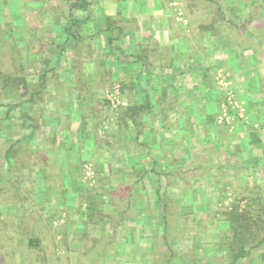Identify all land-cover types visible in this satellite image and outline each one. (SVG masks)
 I'll use <instances>...</instances> for the list:
<instances>
[{"label":"rangeland","instance_id":"1","mask_svg":"<svg viewBox=\"0 0 264 264\" xmlns=\"http://www.w3.org/2000/svg\"><path fill=\"white\" fill-rule=\"evenodd\" d=\"M15 1L19 3L16 5L17 12H23L27 19L29 16V27L23 29L24 39L29 40L31 49L39 47L42 51H44L43 48L46 51L48 47L51 50L55 48L50 47L49 42L52 45V41H57L60 35L53 34L50 27L52 28V25H57V23L60 24L61 20H55L54 16L53 19L44 20L46 23L48 22L47 32L45 33L44 30L41 31L44 21L40 20L37 14L38 11L40 13L46 11L47 13L68 16L69 8L72 7L70 15H73L72 4L77 2L76 0ZM90 1V15H94V12L96 13L99 9L100 12L103 11L110 15L117 14L118 7H127L126 10H131V14L135 17V10L133 9L135 4L131 0H104L101 3L98 2L99 0ZM192 1L196 3L195 7L199 6L198 3L204 5V7L208 6V9L209 6H214L204 3L206 1L203 0ZM174 2L169 5L173 9H170V11H172L171 15L174 22L182 27L185 24L188 26L190 23L186 20L187 13L191 14L194 4L187 5L181 0H174ZM163 4L165 5V3ZM32 6L34 7L32 8ZM166 6H168V3ZM189 6L192 8L189 9ZM158 8H160V4L155 1L153 9ZM6 11H8L7 8ZM57 17L59 18V16ZM109 17L108 21L116 26V16ZM10 20H0V75L6 73L14 77L26 78L29 76L31 81L37 79L35 90L40 87V78L43 80L45 77V81H42L43 87L40 91L42 99L36 98L34 103L24 108L19 106L12 112L15 117H10L7 120L4 116L8 106H10L9 103H12V101L7 98L9 95L7 88L0 89V264H149L151 261L156 264H165L161 254L157 256L158 253L165 251V247H167L162 243L164 242V238L161 239L164 236L161 231L162 225L159 223L158 227L157 221L163 220V216L166 217V220L163 221H169L170 224L186 220L188 217L193 218V215L210 218L213 217L212 209L214 207L215 209L219 207L218 212L223 213L233 199V196L229 194V180H223V185L228 188L223 187L220 191L217 190L214 200L211 195L206 196L209 199L208 202H205V198L202 199L201 193L197 194L196 190L188 196L181 194L180 187L183 185V181L180 180L181 173L192 172V169L199 165L208 167L210 171H216L217 169L214 166L218 165L215 163L208 165L203 162V156L209 155V151L204 152L206 155L204 153L201 155L202 153L191 150L188 154L189 157H187V152L184 153V150H189L186 145L196 141V136H192L189 140L190 138L186 134L185 138L182 139L181 131L173 134L174 153L171 156L168 155V159H165V157L163 159L159 158L155 165V169L158 170V175L162 179L160 177L153 180L148 171L141 175L144 165L140 168L141 170L134 167L132 158L126 155L132 156L134 153V141L137 132L134 130V123L130 116L132 110L138 112L139 106H134V104L137 105L136 102H139V100L136 101L133 96L134 85L132 83L125 85L120 83L119 62L113 56L116 52L112 53L110 51L111 47L117 49L119 46L117 41L118 29L106 35H99L89 42L84 41L85 37L82 34L78 43H76L77 40H73L71 46L72 41L60 44L62 50L61 54H58L59 61L56 60V54L51 53L49 56L46 53L43 55L45 59L51 57L49 63H55L54 68H49L45 61L40 62L41 60L37 58L38 54L31 50L34 58H31L30 66L26 63L22 68V60L17 55H15L13 62L5 53V46L11 40V38L10 40L6 39V33L8 36L13 37V42L19 49L23 46L20 43V35H12L17 30L16 26L11 29L13 26ZM62 21L68 24L67 21ZM96 21L103 22V19L98 17ZM134 21L133 19L127 20L131 23L129 26L126 25L127 30H133ZM252 23L250 25L256 26L258 21L255 20ZM235 24L240 25L241 21H236ZM18 27L19 33L22 32V28L19 25ZM70 30L73 32L71 27ZM47 34L50 36H46ZM59 34H62L64 42H66L65 38H69V33ZM41 36H44L42 39L46 40V45L42 40L40 41ZM109 37L110 41L108 40ZM241 39H243L241 36H229V47L221 48L215 56H212L213 59L220 58L221 62L222 60L225 62H222V68H211L214 75L210 74V76L213 78L212 82L215 83H213L215 87L212 84L207 85V87L210 89L209 93L216 98V102H219V109L220 103L221 105L225 104L224 100H227L229 93L230 99L238 105L241 104L243 111L248 109L249 100L252 102L253 111L257 112L255 110L258 109L259 105L254 107L257 100L253 99L256 98L254 93L257 88H253V80L254 83H258L257 73L260 71V65L245 68L250 73H245L236 66L239 60L241 62V57H248L247 54L254 57L253 53H255L250 46H242L239 43ZM250 41H253V37ZM47 43L48 47H46ZM127 43H123L121 49H125ZM88 44L94 49L90 48L89 63H87V66L82 65V68L81 64L85 60V56L80 55L84 52H81V49H84L85 45ZM78 54L81 56L80 59L83 58L79 63L77 60ZM132 65L129 64V71L135 69ZM230 65L234 67L232 68ZM218 70L222 71L225 77L229 75L230 71L232 73L235 70L238 73L241 71V74L236 76L245 85L240 86L235 83V80L233 82L228 80V87L224 89L217 83L215 78ZM53 78L54 81L51 80ZM94 80L99 83L93 84ZM9 89L12 94V88L9 87ZM22 90L21 87L20 92ZM50 91L54 92V97L51 94L49 95ZM84 91H89L90 93L87 95L94 98L82 100ZM73 98L76 99L77 107L80 108V105L85 104L88 108L87 114L82 117L85 124L74 123L73 111L71 110L68 113L65 112L66 115H63L65 109L60 108L58 112L51 111L54 106L58 108L66 102H71L73 107ZM149 99H151V96H149ZM106 101L109 104H106ZM143 102H146V100L143 99ZM204 102L207 103L208 100L206 99ZM125 103L129 107L124 106ZM21 109L28 112L37 124L35 132L31 135L30 129L24 126L26 121L25 118L22 120ZM227 111L230 122L229 130L225 126L223 127L220 122V118L223 117L222 112H218L216 115V123L230 134L231 130L240 128L238 122L241 112L239 113V110L235 112L236 107L234 105ZM241 114H244V112ZM257 117L259 122L256 121V117L249 118L248 121L244 119L245 122L253 123L252 126L256 132L251 133V131H248V135L241 137H239L238 130L235 131L236 133L234 132V136H238L234 140L239 143H237L239 146L233 147L231 152L232 154L233 152H241L242 157L248 160L245 167H248L249 170L246 174L253 172L258 177V174H260V161H264L262 160L264 158V114ZM23 121L25 122L23 123ZM88 129L91 130L90 135L86 133ZM80 130L82 131L80 136L85 135L82 137H87L89 143L91 142L92 145L97 147L92 149L91 145L83 148L73 158V141L76 144ZM228 133L226 132V135ZM56 140H58L59 148L55 152L52 144ZM229 141L233 140L229 138ZM258 141L261 142L260 146L251 149L250 145ZM221 147L219 156L230 160L229 144ZM10 148L13 149L14 154L9 166L6 163L4 151ZM93 151L96 154L99 153V158L110 155L109 161L106 163L98 162L91 155ZM217 156L213 154L212 162H223V159ZM52 157H54L53 160ZM82 159L86 161L81 162ZM145 167L147 169L151 168L149 164H146ZM225 169L229 170L228 167ZM225 169L221 170V173H234L233 171L226 172ZM167 173H173V175H167ZM166 175L169 178H166ZM172 179H175V181ZM163 182L173 185L168 190L164 188L160 192L161 200L165 204L164 215L160 211L163 205L157 203L156 195L153 194L154 189L156 190L155 183L159 185ZM206 182H208V188H211L213 181L207 180ZM243 182L245 180L234 179L232 184L235 185V188L243 189ZM193 183L196 187L198 181ZM199 186L202 185L199 183ZM140 187L144 193L140 190ZM252 187L255 190L256 187L261 186L249 184L248 187H244V190L246 188L250 190ZM202 201L207 206L206 210L200 211L201 213H194L193 207L202 204ZM89 204H92L94 209V215L91 218H89L87 212ZM189 204L190 206H188ZM13 206H15V209H13ZM184 209L189 210L185 211ZM190 214L191 216H189ZM150 222L158 234L150 241L154 247L151 251L148 248L150 247L148 244L150 238L148 237L151 234V229H153L149 226ZM164 229L167 230V233H170L169 235L173 233V240H177L176 237L182 233L180 227L168 229L167 223L166 228L163 227L162 230ZM138 231L142 233V236L138 234ZM136 233L138 239L134 244L133 237ZM29 239H36L38 241L37 246H30L28 244ZM174 242L176 243V241ZM249 262H251L250 264H257L256 259L249 260ZM208 264L225 263L224 261L218 262L209 259Z\"/></svg>","mask_w":264,"mask_h":264},{"label":"crops","instance_id":"2","mask_svg":"<svg viewBox=\"0 0 264 264\" xmlns=\"http://www.w3.org/2000/svg\"><path fill=\"white\" fill-rule=\"evenodd\" d=\"M2 1L3 0H0V20L11 19L10 23H12L11 25L13 26L11 29H14L16 26L17 30L14 32L15 34L12 33V35H20V43L23 45L21 49H19L15 42H13V37L8 36L6 33V39L10 40L11 38V40L8 41L7 45L5 46V53L8 55L9 59L14 62L15 55H17L19 59L22 60V68L26 63H28L30 66L31 58H34V55H32L31 51L33 50L38 54L37 58L41 60L40 62L45 61V64H48L47 66H49V68H54L55 63H49V58L51 59L49 56L51 53L54 55L56 54L57 58H55L57 61H59L58 54H61L62 50L60 44L64 42L61 36L62 34L59 33H62V20L66 19V16L61 14H52L49 12L47 13L46 11L40 13L38 11L37 14L40 20L42 19L43 21H46L50 18L53 19V16L55 20H61L60 24L57 23V25H52V28L50 27V30L53 31V34L57 33L56 35H60V38L57 39V41H52V45L49 42L50 47H55L52 48V50L48 47V43L46 46L48 47L47 51L44 48V51H42L39 47L36 49L33 47L31 49L29 46V40L26 41L24 39L23 32L25 27H29V16L27 15V19L23 12H17L16 5L19 4L18 1L4 0V3ZM102 1L104 2V0H99L98 2L101 3ZM131 1H133L135 4L133 6V9L135 10V17L131 14V10H126L127 7H118L117 14L112 15L104 13L103 11L100 12V9L99 11H96V13L94 12L95 16L93 14L90 15L89 13L81 12L74 14L77 17L89 16V20L80 26L82 29V34L85 37L84 41L88 42L94 40L99 35H106L109 33L105 26L104 19L106 17L110 18L109 16H116V28L118 29L117 41L119 46L117 49L111 47L110 51L112 53H114V51L116 52V54H113V56L116 61L119 62L118 66H120L119 70L121 71L120 83L123 85L132 83L134 85L133 96L135 97L136 101L139 100V102H136L137 105L134 104V106H139L138 109H140V112L138 110L137 115L134 116L135 119L133 122L135 127L134 130L137 132L134 141V153L132 156H126L132 158L134 167L140 169L144 165L141 171L142 173H140L141 175L148 171L151 175L150 177L153 180L160 178L161 176L158 175L159 173L157 172L158 170L155 169V165L157 164L159 158L163 159L165 157V159H168V155L171 156L174 153L175 148L173 143V134L174 132L181 131L182 139L185 138L186 134L188 135V138H190L189 140H191L192 136H196V141L189 144L187 143L188 145H186L187 149H189L187 151L184 150V153L187 152V157H189L188 154H190L189 151L191 150L202 153L201 155H203L205 151H209V155L203 156V162H205V164L207 163L208 165H213V163L218 164L214 166L217 169L216 171H210L208 167H201V165H199L194 167L192 172H188L187 174L181 173L180 180L183 181V185L180 187V190L183 196L191 195L192 192L196 190L197 194L201 193L202 199L203 197L205 198V202H208L209 200L206 198L207 195H211L214 200L216 191H220L223 187H225L222 183L223 180H229L230 196H233V193L231 194L232 190L230 187L232 186V181L234 179L245 180L242 186L243 189H238L237 187V190L244 191V187L247 186V182L248 184L250 183L252 185H256L258 183L257 185L263 186L264 188L263 171H259L260 174L257 173L258 177L257 175H254L253 172L247 175L246 172L249 169L245 166H247L246 164H248V160L242 157L241 152H233V154L231 152L233 147L239 146V143L234 140L235 138H238L237 135L234 136L236 133L235 131H239V137L248 135V131H251V133L256 132L252 126L253 123L245 121H248L249 118L256 117V121L259 122L257 116H262L264 114V0H203L206 1L204 3H207L208 5H214L209 6V9L208 6L204 7V5L199 3V6L195 7L196 3L192 0H181L187 5H190L191 3L194 4L193 8L190 6L188 7L189 9L192 8L191 14L187 13L186 18L190 24H188V26L185 24L183 25L184 27L180 26V24H176L174 22L173 16L171 15L172 11H170V9H173L170 8L169 5L171 3H175L174 0ZM155 1L160 4V8L156 10L153 9ZM162 2L165 3V5ZM167 3L168 6H166ZM33 7L34 6H32V8ZM6 8L8 11H6ZM57 16H59V18ZM98 17H101L103 22L96 21V18L98 19ZM130 19L135 20L132 31L127 30L126 27V25L129 26L131 24L127 22V20ZM255 20L258 21L256 26L252 25V22ZM45 21L41 31L44 30L46 33L48 22L46 23ZM236 21H241V24H235ZM250 23L252 24L250 25ZM18 25L22 28V32L20 33L18 30ZM235 35H237V37L241 36L243 38L239 40V43L242 46H250L255 52L253 53L254 57L247 54L246 56L248 57H241V62L239 60L237 65H235L242 69L241 71H245V73H250L245 68H253V66L258 67L260 65V71L257 73L258 83H254L253 80V88H257V91L254 93L256 94V98H253L257 100V104H255L254 107L257 105L259 106L258 109L255 110L257 112H254L251 101L247 99L249 103L248 109H244V114H242L241 117L237 113L240 117L238 122L240 128L234 129L233 131L230 129L231 131L229 134L226 129L225 131L223 130L224 126L221 127L216 123V115L218 112H222L224 104L221 105L220 103L219 109V102H216V98L213 96V94L209 93L210 89L207 87V85L212 84V86L215 87V83L212 82L213 78L210 76L213 71L211 68H222V62H225L223 60L221 62L220 58L213 59L212 56H215L221 48L229 47V36L234 37ZM44 36H41L39 39L45 43L46 40L42 39ZM46 36L50 35L47 34ZM252 37L253 41H250ZM71 41L72 42L70 43V46L73 43V40ZM67 42L68 41H66V43ZM123 43L128 44H125V49H121L123 47ZM90 48L94 49L88 44L85 45V50L83 48L81 49V52H84H82L80 55L82 57L85 56V60L82 62L81 66L88 65V57L90 56L89 53L91 52ZM232 52L233 55H235L234 51ZM46 53L49 55L48 59L43 57V55ZM80 55L78 54L77 56L78 63L83 59H80ZM251 56L253 57L252 60ZM129 64H133L132 66H134L135 69L129 71ZM230 67L233 68L234 66L230 65ZM236 71L237 70L233 71V73L230 71L227 79L231 82L235 80L237 85H245V83L239 80L238 77L241 74V71L239 73ZM44 78L43 80L40 78L39 82L42 83V81H45ZM22 79L24 81L23 85H28L29 87L37 83L35 82L37 79L31 81L29 76L26 78L22 77ZM51 80L54 81V78ZM51 80L49 79L48 81L50 82ZM92 83L96 84L99 82L94 80ZM6 90L9 93L7 98L12 101V103H9V105H12L14 104L13 93H10L8 86ZM22 91L23 94H25V98L28 97L31 92H34V90H31V88L27 90V93H25L24 88ZM35 91H37V94L33 96L34 99H42L40 93L42 88L39 87L38 90ZM92 91L94 90L92 89ZM88 93L90 92L86 91L83 93L84 97L81 99L90 100L94 98L91 95L88 96ZM50 94L54 97V92L52 93V91H50L49 95ZM149 96H151V99H149ZM143 99L146 100V102H143ZM206 99L208 100L207 103L204 102ZM28 105L29 102L23 104L22 107L24 108ZM124 106L129 107L126 103ZM60 108L65 109L63 115H66L68 112H70V110L73 111L74 123H81V125L83 123L85 124L84 120L82 119L84 114H87L88 108L85 106V104L80 105L79 108L77 107L76 99H74L73 107L71 102H66L58 108L54 106L51 111L58 112ZM95 111H97V109H95ZM254 113L257 115L254 116ZM226 128L229 130V125ZM226 132L228 133L227 135ZM81 133L82 131L80 130L78 134V140L76 139V144L73 141V158L77 156L81 149L92 145L91 142L89 143L87 140V137L83 138L85 135L83 136L82 134L83 137L80 136ZM86 133L90 135L91 130L89 131L88 129ZM229 138H231L233 141H229ZM235 143L236 145H234ZM260 143L261 142L256 144V142H253L250 145V148H258ZM225 144H229V154L231 153L230 160H226L225 157L219 156L221 154V146ZM93 147L96 148L97 146L92 145L91 148L93 149ZM52 148L55 152L58 150V140L52 144ZM99 152L102 153L100 150ZM213 154L216 156L218 155L221 159H223V162H212V158H214ZM91 155L100 163L108 162L110 157L109 155L108 157L99 158V153L96 154L94 151L91 153ZM54 157H52V160ZM262 160H264V158ZM85 161L86 160L84 159L81 160V162ZM146 164H149L151 168L147 169L145 167ZM262 164H264V161H260L259 165L261 166ZM226 167H228L229 170L225 169ZM223 169H225L226 172L233 171L234 173L223 174L221 173V170ZM167 175H173V173H167ZM167 175L166 178H169ZM252 176L255 177V180L257 181L256 184L252 183ZM142 178L144 177L142 176ZM172 180L175 181V179ZM207 180L213 181L211 188H208V182H206ZM196 181H198V183H196L197 185L195 187L193 182ZM199 183L202 186H199ZM155 185L156 190H159V192H161L164 188L165 190H168L173 186L170 185V183L166 184L164 182L160 183L159 185L155 183ZM226 188L228 187H225V189ZM156 190L154 189L153 191L154 195H156ZM142 192L144 193V191ZM201 203L202 204H198L196 207H193L194 213H201L200 211L206 210L207 206L205 205L204 201ZM188 206H190V204ZM239 206L240 208H243L244 204L240 203ZM161 209L160 211L163 212V208ZM218 209L219 207H217V209H215V207L212 209L213 217L210 218L204 217L202 215H193V218L188 217L186 220H180L173 224H170L168 223L169 221H166L168 229L171 227L181 228V238L178 236L176 237L177 240H173V233L172 235H169L170 233H167V230H162L163 227L166 228V225H164V221L162 219L157 221L158 227L159 223L162 225L161 231L164 235L161 238H164V242L162 243L167 246L165 247V251L162 253H158L157 251V256L161 254L163 257L162 259L165 260V264H208L209 259L211 261L215 260L218 262L224 261L225 264H250L251 262H249V260L251 261L256 259L257 264H264V243L260 247L250 250V253L245 257L238 256L237 251H233L234 247L231 245L232 235L230 233V224L225 220V218L221 216L220 211L218 212ZM184 210L187 211L189 209ZM189 216H191V214ZM151 224L152 223L150 222L149 226H151ZM139 227H141V225H139ZM151 227L154 230L151 229V234L148 237L150 238L148 242L150 245V247H148L150 251L154 248L150 241L158 235L154 226ZM138 234L142 236V233L139 231ZM137 237L138 235L136 233V235L133 237L134 244H136L135 242L138 239ZM159 241L160 240L158 236V242ZM174 241H176V243ZM149 264L156 263L151 261Z\"/></svg>","mask_w":264,"mask_h":264},{"label":"trees","instance_id":"3","mask_svg":"<svg viewBox=\"0 0 264 264\" xmlns=\"http://www.w3.org/2000/svg\"><path fill=\"white\" fill-rule=\"evenodd\" d=\"M77 2H73V15H70V9L68 12V16H66V19H63L67 21L69 24H65L62 22V33H69V38H65V41H71V40H77L82 37V29L80 28L81 24L88 21L89 16H83V17H77L74 14L81 12V13H89L90 12V0H76ZM4 3V1H2ZM108 17L104 19L106 24V28L109 32L117 30L115 25H112L108 21ZM70 27L73 29L70 30ZM69 31V32H68ZM110 41V37L108 39ZM62 44H66V42H63ZM61 44V45H62ZM14 75V74H13ZM23 79L22 77H14L12 75H7L6 73L0 75V89L7 88V86L12 88L13 92V100L14 104L8 106V110L5 113L4 118L7 120L10 117H15V114L13 115L12 112L19 106H22L25 103L31 104L35 102L34 95L37 94V91H35L36 86H28L23 85ZM23 87L25 89V93H27V90L31 88V90H34V92H31L28 97H24L25 94H23V91L20 92V88ZM43 87V83H41L40 88ZM39 92V91H38ZM27 96V95H26ZM225 102V100H224ZM106 104H109L108 101L105 102ZM252 103V102H251ZM140 112V109H138ZM131 113V120L134 122V116L137 115V112L132 110ZM230 112V111H229ZM130 115V114H129ZM21 117L22 120L25 118V121H23L24 126L30 129L31 134H33L37 128V124L34 122V118L30 117L29 114L21 109ZM222 126L228 127V125L224 122L221 123ZM259 142V141H258ZM256 142V144L258 143ZM14 152L13 149H7L4 151V156L6 159L7 165H11V158L13 156ZM260 171H263L264 174V164L261 165ZM252 183L256 184L255 177L252 176ZM8 178V177H7ZM5 179V178H4ZM247 182V181H246ZM250 184V183H249ZM247 182V187H248ZM256 186V185H255ZM232 190L231 194L233 193V199L229 203V207H227L223 213H221L222 217L225 218V220L230 224V233L232 235V242L231 245H233L234 249L233 251H237L238 256L245 257L250 253V250L255 249L256 247H260L264 243V188L256 187L254 190L253 187L248 190L247 188L244 191H237L235 188V185L232 184L230 187ZM250 194V195H249ZM159 190H156V201L157 203H160L163 205V209L165 207V204L162 202L160 197ZM20 203V202H19ZM243 203V208H240L239 204ZM22 204V203H20ZM1 206V205H0ZM13 209H15V206H13ZM87 212L89 215V218H91L94 215V209L93 205L89 204L87 207ZM164 215V210L162 212ZM163 220L166 219L165 216H163ZM164 225H166V222H164ZM38 241L36 239H29L28 244L32 247L37 246L36 244ZM232 250V249H231Z\"/></svg>","mask_w":264,"mask_h":264},{"label":"built area","instance_id":"4","mask_svg":"<svg viewBox=\"0 0 264 264\" xmlns=\"http://www.w3.org/2000/svg\"><path fill=\"white\" fill-rule=\"evenodd\" d=\"M215 78H216L217 83L220 86H222L224 89H227L228 84H229V81H228L227 77L224 76V73L222 71H219L218 70L216 72V74H215ZM225 104L223 105V109H222V115H223V117L220 118V122H224L227 125H229L230 124V122H229V113H228L227 110L229 108H232L233 105H234L236 107V111L238 112V110H239V113L240 112L242 113L243 112V107L240 106L241 104L238 105L234 100L230 99L229 93H228L227 100L225 101ZM241 113H240V115H242Z\"/></svg>","mask_w":264,"mask_h":264}]
</instances>
